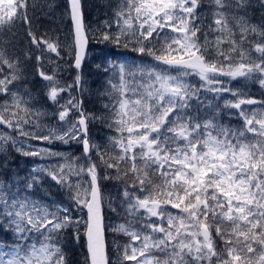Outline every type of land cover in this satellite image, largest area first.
<instances>
[{
	"label": "snow or ice",
	"instance_id": "obj_1",
	"mask_svg": "<svg viewBox=\"0 0 264 264\" xmlns=\"http://www.w3.org/2000/svg\"><path fill=\"white\" fill-rule=\"evenodd\" d=\"M204 4L123 0L113 31L109 21L90 30L82 0H66L64 64L75 75L62 83L58 71H39L51 113L16 87L21 62L0 42V154L55 160L22 178L0 164V264H69L65 241L82 237L84 264H264V99L229 86L264 90V0H207V15ZM29 7L0 0V30L26 25L27 55L35 46L38 63L63 60L59 38L33 30ZM92 40L136 54L97 65L112 73L99 117L73 95L83 91ZM225 114L240 123H225ZM92 119L114 133L103 145L89 134ZM73 143L80 155L60 150ZM45 178L67 203L35 197ZM102 180L118 182L107 207L121 209L124 223L105 225ZM106 229L127 237L114 258Z\"/></svg>",
	"mask_w": 264,
	"mask_h": 264
},
{
	"label": "trees",
	"instance_id": "obj_2",
	"mask_svg": "<svg viewBox=\"0 0 264 264\" xmlns=\"http://www.w3.org/2000/svg\"><path fill=\"white\" fill-rule=\"evenodd\" d=\"M30 1V8L28 9V15L32 19L33 30L36 32L37 36H45L60 34V26H59V18L60 15L57 17L54 16L55 13H60V9L65 6L66 0H29ZM35 3V4H34ZM46 3L51 5L52 7L49 8L48 5L44 6L48 12L42 11L41 8H37L34 10L32 5L36 7L38 4ZM123 3V0H83L84 6V13H85V21L86 26L89 27L90 30L96 29H104L105 28V21L110 22V16H114L115 7L119 4ZM37 4V5H36ZM56 7L54 10L53 6ZM59 7V11H58ZM32 9L34 11H32ZM202 11V10H201ZM203 14V12H202ZM259 14V13H258ZM63 18L66 20L65 25L67 30L69 31V24L68 19L63 15ZM26 28L27 26H18L14 29L8 30L7 27L0 33V42L4 46L7 47V50L10 54L18 57L21 62V67L24 72V79L18 82V88L21 92L27 90L31 93L32 102L35 107L39 108L41 105L47 107L50 105V102L45 100L44 93L46 91L45 85L46 81H44L39 76V71H46L48 74H52L53 68L48 67L44 61L42 60L40 63L36 61V55H39L38 52L35 51V46H31L33 49V54L31 56L27 55L29 49V42L28 37L26 36ZM11 42V43H9ZM117 49L118 51H113ZM101 51L102 56L97 55V51ZM119 51L125 52V54L129 55L131 58L135 57V53H131L128 50L123 48L117 47H110V44L105 43H97L95 40L91 41V48H90V59L88 60L82 74H83V91L81 92L79 89L73 95H76L78 99L82 100L83 102V109L86 114H91L96 117L101 115H106L105 109L103 107L104 104H108L109 97L104 95L105 88L107 86V81L110 79L108 73L104 72L103 68H98L97 65L105 64L104 60L110 53L116 54ZM68 49L66 51V54ZM68 56L66 57V60ZM101 59V61H99ZM149 58H145L148 60ZM138 61H140L138 59ZM106 63L108 62L105 61ZM42 65V67H41ZM5 71L7 69L5 68ZM58 71V79L63 83L65 81L71 82L72 78L74 77L75 73L72 72L66 64L62 66V68L56 70ZM89 126V134L92 140L96 143L101 145L105 144L108 140V137L113 135L114 133L111 132L105 124H103L98 119L90 120ZM76 154H80L81 147L77 145ZM14 153V154H13ZM13 154V155H12ZM21 163V165L28 166L27 157L23 156L19 153L14 151H7L6 157L3 156L2 164H6L7 167H11L13 163ZM54 185L52 181L45 183L44 185H39L38 188L42 191L47 189H51ZM103 194L105 196V212H106V219L109 221L110 217L108 211H111L107 207L108 198H115L117 194V188L120 187L118 182L115 180H102L101 181ZM113 212V211H112ZM119 209L115 213H118ZM108 225V222H107ZM107 233V242H108V253L110 258H114L115 256V248L117 244H124V238L121 234H116L111 232L110 230L106 229ZM84 238H81L80 243H77L75 240L69 238L65 241V253L67 255L69 264H84V259L86 255V247H84ZM115 244V247H114ZM114 247V251H112Z\"/></svg>",
	"mask_w": 264,
	"mask_h": 264
},
{
	"label": "rangeland",
	"instance_id": "obj_3",
	"mask_svg": "<svg viewBox=\"0 0 264 264\" xmlns=\"http://www.w3.org/2000/svg\"><path fill=\"white\" fill-rule=\"evenodd\" d=\"M35 4V3H34ZM37 5V4H36ZM46 5H48V4H46V3H42V4H40V5H38V6H40V7H42V8H44V6H46ZM60 13H55L54 14V16L55 17H57L58 15H60L59 17H63V10L62 9H60V11H59ZM62 29V33L61 34H57V35H49L48 34V37H51V38H53V39H56V38H59V40H60V42L62 43L63 42V44H64V47H65V49H66V51H67V45L69 44V43H67V33H66V30H64V27L63 28H61ZM70 41V40H69ZM64 49V48H63ZM52 57H53V61L54 62H49L50 63V65H51V67L52 68H55L56 67V64L57 63H59V61L60 60H57V58L55 57V54H50ZM64 56H63V61H64ZM46 62V61H45ZM67 98V97H66ZM63 102V101H62ZM252 107H257V106H252ZM73 119H75V117H73ZM33 144H37V142H32ZM37 146H42V145H37ZM60 150L61 151H64V152H67V153H72L71 151L73 150V148H71V146L68 148V147H62V146H60ZM34 159V161H35V163H40V165H48L49 163H55V160H48V159H41V158H39V157H34L33 158ZM36 166H38V165H36ZM35 166V167H36ZM54 188V190L51 192H48L47 194H44L43 196H40V195H36L35 194V197L36 198H39V199H41V200H43V201H46V202H49V203H51V201L54 199V200H56L57 202H59V201H63L64 203H67V199H66V196H65V194L62 192V191H59L58 189H57V186H54L53 187ZM49 193H50V195H49ZM57 197H59V198H57Z\"/></svg>",
	"mask_w": 264,
	"mask_h": 264
}]
</instances>
